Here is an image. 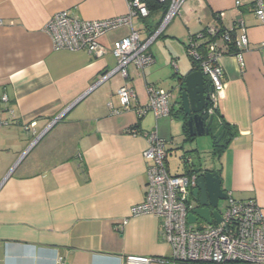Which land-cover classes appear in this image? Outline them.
<instances>
[{"label":"crops","instance_id":"crops-1","mask_svg":"<svg viewBox=\"0 0 264 264\" xmlns=\"http://www.w3.org/2000/svg\"><path fill=\"white\" fill-rule=\"evenodd\" d=\"M236 1L186 0L150 44V65L143 70L130 65L128 77L116 73L93 88L117 66L113 45L130 28L103 34L107 53L96 57L86 50L55 49L44 27L59 11L84 20L124 15L126 0H0V264H56L59 254L68 264H126L127 256L170 264L161 260L173 252L161 236L160 218L132 215V207L145 198L150 162L143 153L146 132L153 129L167 140L171 174H184L186 163L219 172L224 190L254 199L264 222V23L251 0H242L243 6ZM161 17L157 11L133 19L142 40ZM236 20L242 21L239 33L245 30L249 43L243 66L234 54L222 57L226 87L218 112L237 133L221 155L206 161L203 147L209 142L199 136L196 144L184 141L179 88L192 64L182 58L193 34L210 24L228 28ZM166 77L172 87L170 115L138 116L135 106L148 103V85L167 91L161 86ZM124 84L137 95L127 110L117 95ZM49 136L43 152L24 164ZM181 149L172 170L169 155Z\"/></svg>","mask_w":264,"mask_h":264},{"label":"built area","instance_id":"built-area-1","mask_svg":"<svg viewBox=\"0 0 264 264\" xmlns=\"http://www.w3.org/2000/svg\"><path fill=\"white\" fill-rule=\"evenodd\" d=\"M126 1L128 12L124 15L103 20H84L68 11H59L48 20L44 27L55 49L86 50L96 57L107 53V48L100 42L103 34L121 26L130 28L129 33L116 40L113 45L112 53L117 59V66L105 72L93 87L116 73L128 77L130 65L141 70L150 65L154 60L149 51L150 44L178 14L186 0H157L161 3L169 2V6L157 30L146 40H142L139 30L134 28L133 19L149 17L150 8L147 1ZM251 1L254 2L256 16L264 23V0ZM243 4L242 0L236 1V6ZM234 27L239 31L243 27L242 21L237 20L230 28ZM220 28L217 24L208 25L205 32L199 34L197 40L193 41L188 49L190 57L198 63L199 70L209 78L212 86L208 107L210 115L218 107L220 95L226 87L221 60L228 54V42L231 37L228 31L217 36ZM209 37L214 39L208 43L207 53L204 56L197 46L199 41ZM248 43L244 30L235 39L238 52L232 53L242 66L244 65L243 53ZM261 48L264 49V41L261 43ZM147 92L148 103L135 106L138 116H143L149 111L157 119L170 115L171 92L153 84L148 85ZM117 95L124 110L132 108L137 98L135 90L128 84L120 86ZM112 109H114L113 106ZM113 111L119 112L117 109ZM146 136L148 147L143 155L150 163L147 167L148 180L144 186L145 198L143 202L132 207V215L151 213L160 218L161 236L171 245L173 252L170 259L161 260L170 264H264V222L262 210L257 202L254 199H238L232 192H227L226 204L222 210L219 209L222 216L220 223L206 224L203 227L189 223L188 214L195 205L192 189L196 186L198 173L171 174L166 164L167 140L156 129L147 131ZM125 223L127 220H124L122 224ZM56 260V264H68L63 254H59ZM152 260L150 257L127 256L126 264H148Z\"/></svg>","mask_w":264,"mask_h":264},{"label":"water","instance_id":"water-1","mask_svg":"<svg viewBox=\"0 0 264 264\" xmlns=\"http://www.w3.org/2000/svg\"><path fill=\"white\" fill-rule=\"evenodd\" d=\"M209 85L210 83L207 82V79L201 70H191L184 76L180 85L179 94L181 107L184 115L188 117V124L192 136L210 134V126L213 117H211L209 113H205L211 97L210 91L212 90V86ZM97 86L93 88H96ZM93 88H91V90ZM83 97L84 96L76 100L75 104H77ZM75 104L71 105L66 111ZM66 111L54 119L50 128L62 119ZM224 135L225 132L221 126L213 136L216 141L219 142ZM34 145L35 144H33L31 148ZM25 155L20 158L14 168L20 163ZM192 198L195 205L188 214L189 223L196 224L199 219L210 225L215 222H221L222 216L218 206L221 200L227 199V192L224 190L222 179L218 174L210 169H203L198 172V179L196 186L192 191Z\"/></svg>","mask_w":264,"mask_h":264},{"label":"trees","instance_id":"trees-1","mask_svg":"<svg viewBox=\"0 0 264 264\" xmlns=\"http://www.w3.org/2000/svg\"><path fill=\"white\" fill-rule=\"evenodd\" d=\"M146 1H147L149 8H150V13L157 12V11L162 12V17L159 20V22H157L155 24L153 29H150L151 30L150 33L153 34V32H155L157 30V28L159 27V25L162 21V18L164 17V15L168 9L169 2L161 3L157 0H146ZM249 4H251V6L254 8V11H255L254 2L250 1ZM236 22H237V20L234 21V23H236ZM147 24L149 25V23H147ZM205 30H206V27L203 30L197 32L196 34H193L190 38V41L186 45V51H187V55H188V57L191 61V64H192V70H199V66H198V63L196 61H194V59L192 57H190V55L188 53V49L192 45V42L197 40V36L199 34H202L203 32H205ZM225 31H228L229 35L231 37V40L228 42L227 53L232 54V53L238 52V49L235 47V39L239 34L238 28L234 27L232 29L230 27H228V28L221 27L219 29L217 36H221ZM206 37H208V36L206 35ZM213 39L214 38L209 37L205 40H202L201 42L199 41V45L197 47H198L199 51L202 54H204V56L207 53L208 43ZM206 79H207V82H209V78L206 77ZM179 103L181 104L180 99H179ZM181 109H182V107H181ZM212 117H213V124H212V126H210V134L209 135H211L214 140H213V149H212L211 153L215 156H219L225 151L226 147L231 142L232 138L236 135L237 131H236L235 127L231 126L228 122H226L225 120H223V121L221 120V116L219 115V112H218V107H216L214 109V113L212 114ZM221 126L223 127V131L225 132V135L219 142H217L213 135ZM136 127H137V125L133 126V128H136ZM183 132H184V141H192L195 138V136L191 135L189 124H188V117L185 116L184 114H183ZM185 167H186V172L184 174L198 173V172L203 170L201 168H195L192 165H187V163L185 164ZM215 173H219V172L215 171ZM183 264H185V263H183Z\"/></svg>","mask_w":264,"mask_h":264},{"label":"rangeland","instance_id":"rangeland-1","mask_svg":"<svg viewBox=\"0 0 264 264\" xmlns=\"http://www.w3.org/2000/svg\"><path fill=\"white\" fill-rule=\"evenodd\" d=\"M181 58H182V56H181ZM182 59L185 60V61L188 60V62H191L189 57H188V55H187V51H185V50H184V58H182ZM170 81H171V79L169 77H166V78H164V80H162V82H164V84H162L161 86L163 88H165L167 91L172 89ZM50 140H51L50 136L47 139L42 140L40 145L34 151L30 152L29 157L26 158V160L24 161V164H26L31 159H33V157H35L38 152H41L42 150H44V148L47 146V144L50 142ZM197 140H205V141L209 142V146H207L209 148H207L204 145L203 151L206 152V153H204V155H202L204 160H206V161L209 160L212 157V153L211 152L208 153L207 151H211L212 148H213V138H212V136L211 135L199 136L197 138ZM197 140H193V143L196 144ZM31 141H33V140H31ZM176 152L177 153H173L172 155H169V159H170V163H171V166H172V170L176 169V166L178 165V163H179V161L181 159L180 158V156H181L180 154L182 153V149L180 151L176 150ZM225 204H226V200H221L219 202L218 208L222 210ZM197 225H198V223L195 224V226H197Z\"/></svg>","mask_w":264,"mask_h":264},{"label":"flooded vegetation","instance_id":"flooded-vegetation-1","mask_svg":"<svg viewBox=\"0 0 264 264\" xmlns=\"http://www.w3.org/2000/svg\"><path fill=\"white\" fill-rule=\"evenodd\" d=\"M210 86V85H209ZM211 92H212V90L210 91V94H211ZM208 107H209V104L207 105V107H206V111H205V113H208ZM211 117H212V115H210ZM212 124H213V121H212V123H211V126H212Z\"/></svg>","mask_w":264,"mask_h":264}]
</instances>
